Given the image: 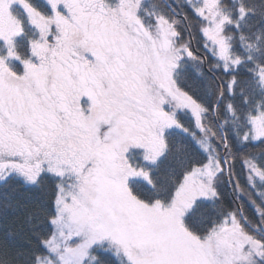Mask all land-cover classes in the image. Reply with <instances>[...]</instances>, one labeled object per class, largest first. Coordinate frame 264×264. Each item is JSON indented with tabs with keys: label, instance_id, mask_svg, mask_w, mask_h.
Here are the masks:
<instances>
[{
	"label": "snow or ice",
	"instance_id": "6c2138e0",
	"mask_svg": "<svg viewBox=\"0 0 264 264\" xmlns=\"http://www.w3.org/2000/svg\"><path fill=\"white\" fill-rule=\"evenodd\" d=\"M0 264H264V0H0Z\"/></svg>",
	"mask_w": 264,
	"mask_h": 264
}]
</instances>
